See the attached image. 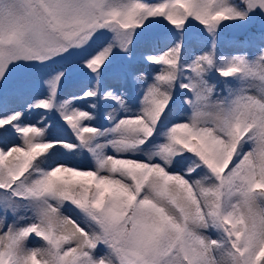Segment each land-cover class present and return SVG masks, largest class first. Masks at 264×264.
Listing matches in <instances>:
<instances>
[{
  "label": "snow or ice",
  "instance_id": "obj_1",
  "mask_svg": "<svg viewBox=\"0 0 264 264\" xmlns=\"http://www.w3.org/2000/svg\"><path fill=\"white\" fill-rule=\"evenodd\" d=\"M0 264H264V0H0Z\"/></svg>",
  "mask_w": 264,
  "mask_h": 264
},
{
  "label": "trees",
  "instance_id": "obj_2",
  "mask_svg": "<svg viewBox=\"0 0 264 264\" xmlns=\"http://www.w3.org/2000/svg\"><path fill=\"white\" fill-rule=\"evenodd\" d=\"M247 33L239 28L235 27H225L219 34L218 37V54L220 55H234V54H251L253 49L245 44ZM167 43V37L159 34L158 29H153L152 33L148 34L147 38L142 39L138 45L135 52V67L141 69L145 74H150L152 72L151 67L145 65L141 59L143 54L147 51L162 48ZM209 47V42L207 40L206 34H195L189 43V51L197 52L199 50L206 49ZM213 82H217V78L213 76ZM222 87V85H221ZM69 90H75L71 85ZM225 94L227 91L225 90ZM178 114V113H177ZM54 134H59V129L53 130ZM67 159L63 156H56L54 159Z\"/></svg>",
  "mask_w": 264,
  "mask_h": 264
},
{
  "label": "rangeland",
  "instance_id": "obj_3",
  "mask_svg": "<svg viewBox=\"0 0 264 264\" xmlns=\"http://www.w3.org/2000/svg\"><path fill=\"white\" fill-rule=\"evenodd\" d=\"M65 158H67V157H65ZM64 159V158H63ZM67 159H71V158H67ZM73 162L74 163H79V164H85L86 163V161L83 159V158H81V157H76L74 160H73Z\"/></svg>",
  "mask_w": 264,
  "mask_h": 264
}]
</instances>
